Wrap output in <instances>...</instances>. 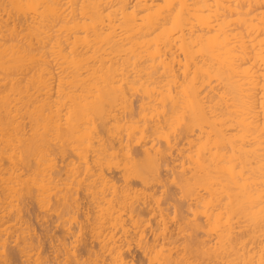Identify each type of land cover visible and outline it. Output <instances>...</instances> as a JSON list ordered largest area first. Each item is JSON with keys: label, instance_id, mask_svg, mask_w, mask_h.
Instances as JSON below:
<instances>
[{"label": "bare ground", "instance_id": "1", "mask_svg": "<svg viewBox=\"0 0 264 264\" xmlns=\"http://www.w3.org/2000/svg\"><path fill=\"white\" fill-rule=\"evenodd\" d=\"M31 211L162 238L151 264H264V0H0V264H48Z\"/></svg>", "mask_w": 264, "mask_h": 264}, {"label": "rangeland", "instance_id": "2", "mask_svg": "<svg viewBox=\"0 0 264 264\" xmlns=\"http://www.w3.org/2000/svg\"><path fill=\"white\" fill-rule=\"evenodd\" d=\"M149 191H151V190H149ZM149 191H148V192H147V190L145 191V192H147V193H146L147 195H148L149 193L151 194V193L153 192V190H152L151 192H149ZM154 191H156V192H155L156 194H155V193H154V194L152 193V195H154V197L152 198L153 200L156 198L155 196H156L157 193L159 192V191H157V190H154ZM160 191H161V190H160ZM141 192H142V191H141ZM162 192H163V190H162ZM172 192L174 193L175 191H172ZM143 193H144V191H143ZM159 193H160V192H159ZM163 193H164V192H163ZM141 194H142V193H141ZM146 194H145V195H146ZM174 194H175V193H174ZM178 194H179V192H178ZM178 194L176 193L175 195H177V198H178V199L180 198L179 201L182 202V201L184 200V198H183L181 195H178ZM142 195H143V194H142ZM160 195H162V194H159V196H160ZM163 195H164V194H163ZM175 195H174V196H175ZM150 196H151V195H149L148 198L146 197V198H145L146 201H145V200H143V199L140 200V197H142V198L145 197L144 195H143V196H141V195H140V196L136 195L135 197H139L138 199H139L141 202L138 200V201L140 202V204H139V202H137V203L135 204V206H134V203H133L132 205H133L134 207H136V206L138 207V204H139V205H140L139 208H142V209H143L144 206H142V203H145V205H146L145 210H146V208L149 207L148 204H150V203H151L150 206L152 205V206H151V209H152L153 205H154V207L156 206L155 208H158V207H157L158 202H161V201H162L161 204L164 205V207H165V206H168V203L170 202V201H168V199H167L168 202H167V201L165 202V203H167V205H166V204L164 203V201L166 200L165 198H167V197L163 196V198H162V197H159L158 195H157V200H158V202L156 201V199H155V201H152L151 198H150V199H151V201H150V199H149ZM178 196H179V197H178ZM180 196H181V197H180ZM133 197H134V196H132V198H133ZM129 198H131V197H129ZM132 198L130 199V200H131V203L133 202V200H134V202L137 201L136 199H133V200H132ZM158 198H162V200L160 199V201H159ZM177 198L175 197V200H174L175 202L171 201L172 205L175 206L174 203H175V204H176V203H179L178 206H179V207H182V206H180L181 202H178ZM181 198H183V200H182ZM127 199H128V198H127ZM127 199H126L125 201H126V202L128 201V203H130V200H129V199L127 200ZM116 200L118 201V199H116ZM187 200H188V199H187ZM187 200H186V198H185V201L183 202V207H184V208H185V207H186V208L189 207V202H190V201H191V203L196 202V201H192V200L189 199V200H188V203H186ZM147 201L150 202V203H148ZM176 201H177V202H176ZM146 202H147V203H146ZM83 203H84V201H83ZM128 203H127V204H128ZM131 203H130V205L128 204L130 207H131ZM163 203H164V204H163ZM171 203H170V205H169L168 207H165V208H164L165 210H162L163 208L160 209V210H162V211H166V208H167V210H168L169 207H170L171 210H172V209L174 210L175 207H176L177 205L173 208V206H171ZM185 203L188 204V205H185ZM191 203H190V204H191ZM159 204H160V203H159ZM161 204H160V205H161ZM195 204H196V203L191 204V205L193 206V205H195ZM160 205H159V207H162V205H161V206H160ZM184 205H185V206H184ZM191 205H190V206H191ZM29 206H31V209H32V206L34 207V205H29ZM129 206H126V207H125V210H124L125 212H124L123 214H125L126 211H128L127 208H128ZM154 207H153V208H154ZM171 207H172V208H171ZM28 208H29V207H28ZM34 208H35V207H34ZM34 208L32 209L33 211H34ZM186 208H185V209H186ZM122 209H123V208H122ZM26 210H27V212L29 213L30 210H28L27 208H26ZM26 210H24V211L26 212ZM35 210H36V208H35ZM149 210H150V207H149ZM149 210H148V208H147V211H149ZM147 211H146V212H147ZM169 211H170V210H169ZM25 212H23V214H25ZM31 212H32V211H31ZM37 212H38V211H37ZM122 212H123V211H122ZM149 212H150V211H149ZM149 212H148V213H149ZM171 212H172V211H171ZM32 213H33V212H32ZM34 213L36 214V211H35ZM34 213H33V214H34ZM29 214H30V213H29ZM35 214L32 215V218H33V219L31 218V215H29L30 218L33 220V221H31V220L29 219V220L31 221V223H30V221L27 219V218H29L28 214L26 213V217L23 215V216H24V217H23V220H24L23 222L25 223V220H26L27 222L29 221V226L32 225V227H33V225H34V227H33V230H34V231L32 232V234H34V235L36 234L35 236L32 235V237H33L34 239H36V238H39V239L41 238V239H42V238H43L42 241H41V239H40V240L37 239V242L39 241V243H40V241H41L40 246H41V247L43 246V247H42L43 249L39 246V244H38V246L42 249V252H44V255L46 256V257H45L46 260L48 259V260H47L48 264H55L54 262L57 261L58 257H59V259H58L57 263H58V264H64L63 261L66 262L65 259L71 260V259L73 258V256H76V255L79 256L80 258L83 256V257H82L83 259H84V257H85V259L87 258L88 260L92 261V263L89 261V263H91V264H95V263L100 264L101 262H102L101 264H121V263H119L120 261H118V258H119V260H120V258H121L122 256H123V257L125 256L126 258H129V256H130L132 259L135 258V260H134V259L131 260L132 263H134V264H135V263H136V264H141V263H142V264H149L150 261H151V256H152V254H153L154 252H156V254H157L158 250H159V251L161 250L160 246L162 247V244H160V243H161V241H163V240H161L162 238H160V240H159V245H158V247H159L160 249L158 248L156 251H152V254H151L150 251H151L152 249L150 250L149 247L154 248L153 246H154V244H155V242H154V240H153L154 238L151 239V240H153V242L151 243V240H150L151 235H149V237H147V238L145 237L146 240H142V241H141V240H138L139 237L135 238V237H132V236H131V237H129V239H128L130 243L132 242V244L130 245V243L128 242V240H126L127 238L125 239V236H124V239H123V237H120V235L123 236V235L121 234V233H123V232L121 231L122 229L120 230L119 227H118V229H119V233L117 234V232H118L117 228L115 229V226H113L114 229H115V231H116V232H114V229L112 230V228H111V227H112L111 224H110L111 227H108L109 224H108V226H107L109 229H107V227L105 226V228H106L108 231H107V230L104 231V228H103V230H102L103 232L100 230L102 233H99L100 231H99V232H96V233H93L94 236L91 234V231H90V230H89V231H88V230H85V231L87 232L86 234H85V231H83V232H84L83 235H82V233H80L81 235H78V233H77V234H75V237H74V236H69V237L67 236V237H65L64 234L60 231V230H62V228L60 227L59 223H57V224H55V222H54V224H53L52 222L49 223L47 220H49V221H54V220H51V219H50L51 217H50V218L46 217L47 219H46L45 217H43V219H41L37 214H36V215H35ZM38 214H39V213H38ZM27 216H28V217H27ZM35 216H36V217H39V219H37ZM41 217H42V216H41ZM150 217H152V216H150ZM150 217H149V215L147 214V217H146V219H147V223H148L149 220L151 221V222L149 221L151 224L148 223L149 226L152 225V222H153V225H154V223H157V226L155 225V230H156L157 227H159V228H160V227H163V224H162V223H161L162 225L159 224V225H161V226L158 225L159 221H156V222L153 221V220H155L156 218L152 220ZM24 218H25V219H24ZM34 218H35V219H34ZM44 218H45V219H44ZM148 218H149V219H148ZM34 220H36V221H34ZM37 220H39L38 223H37ZM43 220H44V221H43ZM200 221H201V220H200ZM27 222H26V224H27ZM33 222H34V223H33ZM42 222H45L46 225H45L44 223H43V225H42ZM47 222H48V224H47ZM201 222H202V221H201ZM201 222H200V223H201ZM36 223H37V224H36ZM203 223H204V222H202V224H203ZM30 224H31V225H30ZM38 224H39V226H37ZM51 224H52V225H51ZM148 224H147V225H148ZM24 225H25V224H24ZM40 225H41V226H40ZM53 225H54V226H53ZM127 225L129 226L130 224H127ZM131 225H132V224H131ZM131 225H130V226H131ZM153 225H152L151 227L154 229ZM203 225H204V224H203ZM17 226H19V225H17ZM27 226H28V225H27ZM36 226H37L38 228H37ZM48 226H49V227H48ZM50 226H51V228H50ZM128 226H127V227H128ZM130 226H129V227H130ZM19 227H21V226H19ZM19 227L14 228V229H12V230H13V231H14L15 229L17 230ZM25 227H26V226H25ZM25 227H22V228H25ZM45 227H46L47 229H46ZM53 227H56V228H53ZM116 227H117V226H116ZM129 227H128V230H129V231H132V227H130L131 230L129 229ZM203 227H204V226H203ZM27 228H29V227H27ZM41 228H42V229H41ZM44 228H45V229H44ZM49 228H50V229H49ZM159 228H157L156 231H157V232L159 231L158 233L160 234V232H161V233L163 232V228H161L160 230H158ZM30 229H32V228H30ZM35 229H36V230H35ZM55 229L57 230V232H56ZM16 230L14 231L15 233H16ZM41 230H42V231H41ZM44 230H46L45 232H47V231L49 230L48 235H47V233L44 235V233H45ZM203 230L205 231V227H204ZM39 231H40V233H38ZM50 231H51V232H50ZM59 231H60L61 233H60ZM120 231H121V232H120ZM201 231H202V230H200V232L198 231V233L195 232L196 234H198L197 236L200 235L199 233H201ZM204 231H203V233H201V235H202L203 237H204V233H205ZM10 232H12V231H10ZM35 232H36V233H35ZM89 232H90V233H89ZM104 232H105V234H104ZM109 232H110V233H109ZM112 232H113V234H111ZM50 233H51V234H50ZM53 233H54V234H53ZM88 233H89V235H88ZM98 233H99V234H98ZM106 233H107V235H106ZM108 233H109V234H108ZM195 233H194V234H195ZM42 234H43V236H42ZM59 234H63V236H64V239H63V240H64V244H67V245L69 244V245H70V246L68 245L69 248H70V250H69V249H68V250L71 251V252L74 254V255L72 256L71 259H69V258L71 257V255L68 254L69 251L67 250L68 253H67V251H65V250H66V248L64 247L65 245H63V247L65 248V250H63V247L61 246V242L63 241V240H62L63 236H62V235H59ZM97 234H98V235H97ZM103 234H104V235H103ZM110 234H111V235H110ZM116 234H117V235H116ZM119 234H120V235H119ZM12 235H13V234H12ZM16 235H17V233H16ZM51 235H52V236H51ZM76 235H77V236H76ZM105 235H106V236H105ZM14 236H15V234H14ZM44 236H45V237H44ZM47 236H48V238H49V241H48ZM50 236H51V237H50ZM78 236H79V237H78ZM80 236H81V237H80ZM88 236H89V237H88ZM99 236H100V237H99ZM146 236H148V235H146ZM52 237H53V238H52ZM60 237H61V238H60ZM70 237H71V238H70ZM72 237H74V238L72 239ZM107 237H108V238H107ZM115 237H116V238H115ZM203 237H202V238H203ZM50 238H51V239H50ZM55 238H56V239H55ZM67 238H68V239H67ZM76 238H77L78 241L76 240ZM90 238H91V239H90ZM95 238H96V239H95ZM105 238H107L108 240L105 239ZM120 238L123 239V241L120 240ZM130 238H131V239H130ZM204 238L209 239L208 236H206V237H204ZM34 239H33V240H34ZM85 239H86L87 241H86ZM104 239H105V241H104ZM13 240H14V239H13ZM43 240H44V241H43ZM51 240H52V241H51ZM60 240H61V241H60ZM68 240H69V241H68ZM75 240H76V241H75ZM84 240L86 241V243H85ZM124 240H125V241H124ZM130 240H132V241H130ZM10 241L12 242V245H11V247L9 248V251H10L11 248H14V249H15V247L17 246V245H15L16 243H13L14 241H12V240H10ZM35 241H36V240H35ZM45 241H46V242H45ZM57 241H58V242H57ZM67 241H68V242H67ZM82 241H83V242H82ZM93 241H94V243H93ZM97 241H98V242H97ZM102 241H103V242H102ZM114 241H115V242H114ZM120 241H121V243H122V242H123V243L125 242V245H124L123 243H122V244H123V245H122V244L120 243ZM126 241H127V242H126ZM47 242H48V243H47ZM65 242H66V243H65ZM69 242H71V243H69ZM77 242H78V243H77ZM79 242H80V243H79ZM81 242H82V243H81ZM110 242H112V243H110ZM113 242H114V243H113ZM143 242H144V243H143ZM145 242H146V243L148 242V243H147V247H148V244H149V247H148V248L146 247ZM149 242H150L151 244H150ZM35 243H36V242H35ZM54 243H56V245H55ZM59 243H60V244H59ZM84 243H85L86 245H85ZM106 243H107V244H106ZM115 243H116V244H115ZM119 243H120V244H119ZM126 243H127V244H126ZM128 243H129V245H128ZM153 243H154V244H153ZM162 243H163V242H162ZM42 244H43V245H42ZM53 244H54V245H53ZM57 244H58V245H57ZM62 244H63V243H62ZM72 244L74 245V247H73ZM90 244H91V245H90ZM157 244H158V242L156 243V245H157ZM14 245H15V246H14ZM36 245H37V244H36ZM49 245L51 246V248H54V249H51V248L49 247ZM67 245H66V246H67ZM87 245H88V246H87ZM104 245H105V246H104ZM114 245H115V246H114ZM117 245H118V246H117ZM126 245L129 246V247H127ZM139 245H140V246H139ZM151 245H152V246H151ZM38 246H36V248H37ZM44 246H45V247H44ZM47 246H48V247H47ZM56 246H57V249H58V250H56ZM68 246H67V248H68ZM71 246H72V248H71ZM93 246H94V247H93ZM122 246H123V248H122ZM125 246H126V248H125ZM133 246H134V247H133ZM87 247H89V248H88V249H85V248H87ZM97 247H98V248H97ZM120 247H121V248H120ZM131 247H132V248H131ZM138 247H139V248H138ZM142 247H143V248H142ZM90 248H91V249H90ZM102 248H103V249H102ZM110 248H112V249H110ZM114 248H115V249H114ZM124 248H125V249H124ZM128 248H129V249H128ZM144 248H145V250H144ZM38 249H39V248H38ZM41 249H40V253H42V252H41ZM47 249H51V250H47ZM81 249H83V251H82ZM100 249H101V250H100ZM135 249H136V250H135ZM146 249H147V251H146ZM162 249H163V248H162ZM11 250H12V249H11ZM16 250H17V249H16ZM46 250H47V251H46ZM60 250H61V251H60ZM74 250H75V251H74ZM79 250H80V251H79ZM91 250H92V251H91ZM112 250H113V251H112ZM137 250H139V251H137ZM149 250H150V251H149ZM153 250H154V249H153ZM38 251H39V250H38ZM48 251H49V253H48ZM59 251H60V252H59ZM73 251H74V252H73ZM87 251H89V252H87ZM93 251H94V252H93ZM95 251H96V252H95ZM97 251H98V252H97ZM121 251H123V253H122ZM143 251H144V252H143ZM148 251L150 252L149 254H150L151 256L148 255ZM51 252H52V253H51ZM53 252H54V254H53ZM64 252H65V255H64ZM75 252H76L77 254H76ZM110 252H111V253H110ZM119 252H120V253H119ZM127 252H128V253H127ZM145 252H146L147 255L145 254ZM11 253H12V251H11ZM46 253H47V254H46ZM58 253L60 254V256H59ZM62 253H63V254H62ZM72 253H71V254H72ZM78 253H79V254H78ZM80 253H81V254H80ZM82 253H83V254H82ZM84 253H85V254H84ZM90 253H92V254H91L92 257H91V255H90ZM116 253H117V254H116ZM131 253H132V254H131ZM55 254H56V255L58 254V255H57L58 257H57ZM61 254H62L63 256H62ZM66 254L69 255V256H66ZM75 254H76V255H75ZM93 254H94V255H93ZM120 254H121V255L124 254V255H122L121 257H119ZM139 254H141V255H139ZM44 255H43V253H42V257H43V258H44ZM49 255H52V256H49ZM53 255H54V256H53ZM81 255H82V256H81ZM87 255H88V256H87ZM111 255H112V256H111ZM128 255H129V256H128ZM47 256H49V257H47ZM64 256H65V257H64ZM89 256H90V257H89ZM105 256H106L107 259H105ZM113 256H114V257H113ZM139 256H140V257H139ZM145 256H146V257L149 256L148 259H149L150 261H149ZM154 256H155V254H154ZM154 256H153V257H154ZM52 257H53V258H52ZM54 257H56V258H54ZM88 257H89V258H88ZM108 257H109V258H108ZM136 257H137V258H136ZM141 257H142V258H141ZM143 257H144V258H143ZM17 258H18V259H17ZM60 258H61V260H60ZM82 258H81V259H82ZM98 258H100V259H98ZM103 258H104L105 260H104ZM116 258H117V261H116ZM131 258H130V259H131ZM83 259H82V260H83ZM85 259H84V261L87 260V259H86V260H85ZM92 259H93V260L95 259L96 261H94V263H93V260H92ZM108 259H109V260H108ZM141 259H142V260H141ZM15 260H16V261H15ZM18 260H19V261H18ZM46 260H45V261H46ZM50 260H51L52 262H51ZM68 260H67V261H68ZM103 260H104V262H103ZM106 260H107V261H106ZM125 260H127V259H125ZM144 260H146V261H144ZM194 260H195V259H194ZM194 260H193V259H192V260L189 259V262H188V259H187L186 261H185V259H184V261H183V259H180V260H179L177 257H174L173 260H171L172 262H171L170 264H176V263H177V264H189L190 261H191V264H193V262H194V264H195V261H196V260H195V261H194ZM14 261H15V262H14ZM17 261H18V262H17ZM20 261H21V262H20ZM23 261H25V259H20L19 257H16L15 259H13L12 263H13V264H14V263H15V264H19V263H20V264H23ZM53 261H54V262H53ZM59 261H60L61 263H60ZM98 261H99V262H98ZM127 261H128V260H127ZM133 261H135V262H133ZM138 261H140V262H138ZM174 261H175V262H174ZM47 262H46V263H47ZM117 262H118V263H117ZM144 262H146V263H144ZM147 262H149V263H147ZM154 262L157 263V261H154ZM165 262H166V261H164V263H165ZM183 262H184V263H183ZM187 262H188V263H187ZM12 263H11V264H12ZM160 263L162 264L163 261L161 260V261H159L157 264H160ZM164 263H163V264H164ZM167 263H168V262H166V264H167ZM150 264H151V263H150ZM168 264H169V263H168Z\"/></svg>", "mask_w": 264, "mask_h": 264}]
</instances>
